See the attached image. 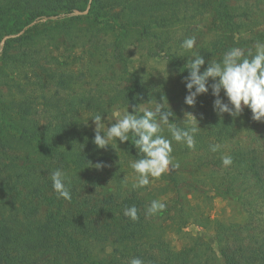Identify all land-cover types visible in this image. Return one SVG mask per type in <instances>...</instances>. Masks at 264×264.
I'll return each mask as SVG.
<instances>
[{"label": "trees", "instance_id": "obj_1", "mask_svg": "<svg viewBox=\"0 0 264 264\" xmlns=\"http://www.w3.org/2000/svg\"><path fill=\"white\" fill-rule=\"evenodd\" d=\"M88 1L0 0V29H6L5 17L12 12H26L29 20L60 16L62 13L61 30L64 31L66 21L79 18L68 15L74 9L85 10ZM186 2L91 0L87 15L91 22L87 24V33L104 29L112 34L116 30L105 54L108 52L114 62L120 63L125 61L124 42L131 31L140 41L151 40L154 48L165 52L169 71L177 79H183L184 91V78L188 75L185 67L192 58L189 61L180 59L177 51L166 43L163 34L151 29L176 21L183 9L179 5ZM213 10L220 30L239 33L250 29L247 22L234 18L238 14L248 19L251 12L247 13V9H239L226 0H215ZM27 36L26 30L16 40H24ZM28 49L32 53L22 50L10 55L1 54L0 80H4L7 74L4 65L36 64L32 57L36 50ZM199 51L205 60L210 57L201 71L208 62L222 61L221 57L215 58L214 50ZM121 73L124 74L109 101H104L96 93H81L73 97L75 92L70 93L71 98L65 99L57 96V89L52 94L48 93L44 85L39 88L38 101L31 94H23L20 87L19 97L0 94V264H129L134 257L140 258L143 264H264V149L234 145L246 116L251 117L247 108L236 118L226 113L221 117L213 108H206L209 118L207 132L195 134V150H200L202 144L206 154L210 151L207 159H215L216 152L219 154L217 160L225 155L232 157V164L224 172L213 173L208 184L216 194L237 200L246 215L242 221L210 220L220 262L211 263L212 255L204 253L207 246L201 250V244L197 243L196 247L186 245L175 249L164 237L162 227H153L139 216L135 221L129 217H115L106 213L109 209L102 204H90L87 198H79L81 183L98 182L102 175L104 180L113 179L120 185L123 182V176L118 175L123 160L121 156L124 159L133 156L136 160L142 157L132 145L131 133L129 142L122 143L117 149L111 142L106 148L98 149L93 143L95 127L91 118L100 114L103 119L108 106L138 107L144 102L154 105L155 101L160 103L169 95V90L146 75L135 70ZM71 77L67 75L66 78ZM58 79L57 88H72L61 76ZM221 97L224 98L223 95ZM170 99L174 100V97H168ZM199 99L204 105H213L215 98L209 89L207 94L197 97L196 104ZM196 104L193 107L185 104L186 110H199ZM168 106L174 113V117H169L170 122L180 127L193 125L180 119L178 104ZM201 110L204 112V108ZM261 132L264 141V121ZM222 143L228 144L227 153L211 151L210 146ZM98 162H102L104 167H94ZM212 163L217 164L218 161L213 160ZM58 168L66 172L71 181L70 201L58 197L53 190L51 173ZM170 170L172 173V166ZM204 179L198 178L200 185H206ZM172 183L177 189L173 213L179 215V220H185L183 218L188 215L183 214L185 207L179 203V186L182 184ZM185 184L199 191L194 181ZM110 199L108 202L114 203ZM141 203L136 194L122 199L124 207L137 208V215L139 209L136 204ZM42 206L46 208L43 214L40 212ZM193 220L199 223L198 219ZM253 220L259 222V231L255 234L250 233ZM241 233L248 237L245 239Z\"/></svg>", "mask_w": 264, "mask_h": 264}, {"label": "rangeland", "instance_id": "obj_2", "mask_svg": "<svg viewBox=\"0 0 264 264\" xmlns=\"http://www.w3.org/2000/svg\"><path fill=\"white\" fill-rule=\"evenodd\" d=\"M90 1H88L85 10L74 9L68 15V17L79 16V18L66 21L67 25L65 28L63 27L64 31L61 30L62 13L60 16L40 19L34 17L31 20H29L30 16L26 12H16V14L12 12L5 17L6 29H0V56L2 53L10 55L33 48L36 51L33 52L32 57L37 62H35L36 64H21V66L4 65L7 74L4 80H0V94L19 97L21 94L18 92V88L20 87L23 94H31V97L38 101L40 99L38 95L41 94L39 88L44 85L48 93L52 94L57 89L59 93L57 96L65 99L71 98L70 93L75 92L73 97L81 93H96L104 101H109L114 87L121 80V75L124 74L121 72L135 70L139 74L146 75L162 84L165 90H169V95H166L163 100L165 107L167 104H178L181 112L180 119L186 123L194 124V118L187 113L192 114L198 122V127H200L198 132L206 133L209 118L205 109L213 108V105H204L203 101L201 102L199 99V103L196 104L197 107H200L199 110L187 111L184 103L187 91L186 88L184 91L182 90L183 79H177V76L169 71L165 62V52L154 48L151 40H138L133 31L129 33L124 42L123 57H125V61L114 62L108 52L105 54V49H108L116 30L112 34L107 33L104 29L97 33H87V29H89L87 24L91 22L87 16ZM151 1L153 0H149V2ZM186 1V4L179 5L183 6V9L176 21L151 29L156 33L163 34L166 43L177 51L180 59L189 61L193 58V53L200 49L214 50L215 58H223V55L234 47L244 49L247 55L248 49H252L255 53L257 42L264 43V0H226L239 9H247V13L251 12L248 19L245 15L238 16L237 14L234 17L236 21L247 22L250 27L249 30L239 33L224 32L216 26V16L213 10L215 0ZM26 30L28 36L24 37V40H16ZM193 36L196 38L195 47L191 51L184 50L181 47L182 42ZM201 52L199 51L200 54ZM30 53L32 52L29 50ZM209 58L207 57L205 61ZM50 75L52 76L50 77ZM67 75H71V79L66 78ZM59 76L67 80L72 86L70 90L57 88ZM222 95L223 92H221ZM168 97H174V100H168ZM153 106L149 102H144L138 106V110ZM127 107L129 111H132V106H108L106 108L107 113L102 119L105 125L103 131L106 132L107 127L114 123L119 115L127 110ZM202 108H204V112L201 110ZM93 126L95 127L94 123ZM262 127L263 121H254L251 117L247 118L246 116L244 123L238 130L237 141L234 145L255 146L259 150L264 149V141L260 136ZM163 128L162 135L171 139L167 126L165 125ZM110 142L115 145L116 149L122 145L118 140ZM200 147V150H195V147L190 149L184 144L173 141V163H178L179 167H172L173 172L170 173V165L169 169L160 177H149L150 183L145 187L135 186L138 177L130 167V163L136 159L133 156L124 159L121 156L123 160L118 175L123 176V182L119 185V182H113V179L104 180L102 175L98 182L81 183V188L78 190L79 198H87L90 204H102L109 209L106 213L115 217H127L124 215L126 207L122 205V199L136 194L142 201L141 204H136L139 209V218L150 223L153 227H162L164 237L175 249H180L186 245L196 247L199 243L201 250L207 246L204 253L209 252L212 255L211 263H218L221 258L210 220L242 221L246 215L237 200L216 194L208 184L213 173L224 172L226 167L222 164V159L217 160V152L215 159H207L210 157V155L208 156L210 151L206 154V149H202V144ZM184 148L186 151H183ZM227 149L228 144L222 143L218 151L227 153ZM1 157L0 155V159ZM262 158H264V154H262ZM213 160L218 161V163L213 164ZM198 178H205L206 185L201 184V186ZM184 179H186L185 182L194 181L199 187V191L192 190L185 184ZM173 181L182 184L179 186L181 193L179 203L185 207L183 214L188 215L187 218H183L185 220H179V215L173 213L177 194V189L172 185ZM109 198L114 203L108 202ZM152 201L165 204V208L155 214H148L147 209ZM133 204L135 205V203ZM45 209L44 206L40 207L41 214L44 213ZM193 219H198L199 223L193 222ZM258 224V220H253L250 233L255 234L259 231ZM241 235L245 239L248 237L246 233H241Z\"/></svg>", "mask_w": 264, "mask_h": 264}, {"label": "clouds", "instance_id": "obj_3", "mask_svg": "<svg viewBox=\"0 0 264 264\" xmlns=\"http://www.w3.org/2000/svg\"><path fill=\"white\" fill-rule=\"evenodd\" d=\"M196 45V38H186L181 47L186 51H191ZM205 65L204 57L198 52L193 53V58L185 67L188 75L184 78L187 95L184 103L189 107L196 104L198 96L207 94L209 89L213 100V110L218 116L228 114L236 118L245 110L251 112V119L254 121H264V43L255 44V53L252 49L242 48L229 49L220 62L207 63V67L201 71ZM211 81V83H210ZM223 92V97H221ZM142 111V114L139 112ZM186 114V113H185ZM190 127H180L176 123L170 122L169 117H174L168 104L165 107L164 101L155 104L151 108L138 110L137 105L132 106V111H124L114 123L107 127L106 132L102 122V115L96 114L91 118L95 124V135L93 143L98 149L109 146L110 141L120 143L129 142L131 133L132 145L139 150L142 157L130 163V167L137 174L136 187H145L150 183L149 177L158 178L165 173L169 166L179 167L178 163H173L172 142L184 144L188 148L195 147V134L200 130L198 122ZM171 135V139L162 135L164 128ZM101 133L103 135H101ZM212 152L219 150L220 145L210 146ZM222 164L227 167L232 164V157L225 155L222 157ZM97 169L104 167L102 162L94 165ZM77 175V174H76ZM51 181L54 192L58 197L70 201L72 194L70 190V179L62 169H56L51 173ZM165 204L159 201H152L147 209L148 214H155L162 211ZM137 208L132 206L124 209V215L133 221L138 219ZM129 264H143L140 258H132Z\"/></svg>", "mask_w": 264, "mask_h": 264}]
</instances>
